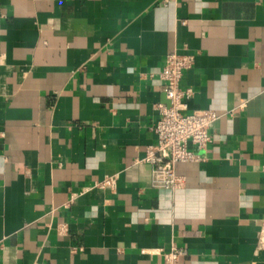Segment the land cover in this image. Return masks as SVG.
I'll use <instances>...</instances> for the list:
<instances>
[{"label":"crops","instance_id":"0c3cea01","mask_svg":"<svg viewBox=\"0 0 264 264\" xmlns=\"http://www.w3.org/2000/svg\"><path fill=\"white\" fill-rule=\"evenodd\" d=\"M201 158L151 185L169 53ZM107 177L113 187H100ZM264 264V0H0V264Z\"/></svg>","mask_w":264,"mask_h":264},{"label":"built area","instance_id":"2783aa9c","mask_svg":"<svg viewBox=\"0 0 264 264\" xmlns=\"http://www.w3.org/2000/svg\"><path fill=\"white\" fill-rule=\"evenodd\" d=\"M194 61L191 54L169 53L165 56L160 71L162 92L165 102L154 105L158 119L153 126L155 143L148 146L142 161L151 165V185L156 188L176 189L182 186V178L175 173V164L192 162L201 158L196 151L190 150L191 143L197 149H205L211 143L208 128L217 118L209 109L188 112V101L194 91L183 87V72L189 69ZM114 177H107L100 187H113ZM186 250L175 244L162 253L163 264H178Z\"/></svg>","mask_w":264,"mask_h":264}]
</instances>
